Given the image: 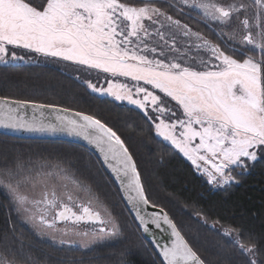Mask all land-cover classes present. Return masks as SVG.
Masks as SVG:
<instances>
[{"label":"snow or ice","instance_id":"6c2138e0","mask_svg":"<svg viewBox=\"0 0 264 264\" xmlns=\"http://www.w3.org/2000/svg\"><path fill=\"white\" fill-rule=\"evenodd\" d=\"M182 5L201 10L223 26L235 23L232 35L246 33L242 45L251 46L259 57L235 48L228 54L221 44H213L154 0L137 4L127 0H0V62L24 59L15 49H25L78 65V71L88 77L102 73L106 87L91 79L81 82L91 92L150 111L155 119L148 118L156 133L187 157L210 185L223 187L238 182L232 175L234 169L246 170L249 162L260 158L258 153L264 154V0H182ZM193 49L195 57L190 55ZM29 105L40 113L31 120L19 112ZM44 109L56 113L55 123L45 122ZM70 112L52 104L4 97L0 98V127L67 131L95 145L147 231L149 221L140 215L139 206L147 204L148 197L124 140L95 116ZM37 185L39 198L28 192ZM0 187L9 193L17 215L41 233L56 231L59 222L85 221L101 225V233H119L118 223L99 198L61 163L34 165L17 157L11 167L0 169ZM161 220L174 236L170 245L161 247L166 264H206L167 213L151 217L157 228ZM224 234L248 256V264H264L258 259V244L243 243L239 229L228 227ZM0 264L37 261L5 246L0 250Z\"/></svg>","mask_w":264,"mask_h":264},{"label":"trees","instance_id":"16d2710c","mask_svg":"<svg viewBox=\"0 0 264 264\" xmlns=\"http://www.w3.org/2000/svg\"><path fill=\"white\" fill-rule=\"evenodd\" d=\"M0 96L78 110L112 127L133 155L150 202L172 216L206 264H248V256L225 236L228 227L243 233V243H257L261 249L258 259L264 260V154L249 162L246 170H233L238 182L213 187L156 133L153 120L144 112L91 92L58 66L0 64ZM17 157L34 165L61 163L70 168L118 217L121 235L114 242L89 249L43 241L17 215L11 197L0 188V250L7 246L31 256L37 264H164L144 238L114 180L89 149L68 141L22 139L0 133V169L11 167Z\"/></svg>","mask_w":264,"mask_h":264},{"label":"rangeland","instance_id":"374dc122","mask_svg":"<svg viewBox=\"0 0 264 264\" xmlns=\"http://www.w3.org/2000/svg\"><path fill=\"white\" fill-rule=\"evenodd\" d=\"M127 2L137 4V3H140L141 0H136V1L127 0ZM154 2L157 4V6L161 7L162 9L167 10L169 12V14L173 15L174 18L181 19L182 23H187L194 30L199 31L206 39L211 41L213 44H221V47L224 48L225 50H227L228 54H230V55L233 54L231 49L235 48L239 52H245L246 55H254V56L259 57L260 53L258 51H253L251 49V46L242 45L241 38H242V35H244L246 33L237 31L235 36L232 35L233 29L236 27L235 23H233L229 26H223L219 22L213 21L209 17L205 16L201 12V10H199V9H195V8H191V7H183L182 0H154ZM226 2H228V0H226ZM180 9H184L186 12H189L192 15H189L190 17H188L187 15H184L185 13L183 14L181 11H179ZM251 14H252V11L250 10L249 15H251ZM243 18H244V16L241 15L240 19H243ZM145 23L147 24L148 22L145 21ZM210 28H211V30H210ZM222 40L225 43H222ZM181 43H183V41H181ZM15 51L17 52V55L23 56L24 59L12 60L9 63H45V64H49V65H55V66L62 68L65 71L71 73L75 77L80 76L81 79H79V80H81V81H82V79L83 80L91 79L92 82L98 83L99 85H103L106 87V84H104V75L102 73L99 75H97L96 73H93V75L91 77H88L85 73L78 71L80 66L73 65L70 62L62 61V60H59L57 58L45 57V56L40 55V54H34V53H31L29 50H25V49H15ZM190 55L195 57L197 55V51L195 49H193L190 52ZM200 55L201 56L204 55V50H200ZM9 63H7V64H9ZM0 64H5V63L0 62ZM121 82H124V81L122 80ZM157 94H159V93H157ZM107 97H111V96H107ZM111 98H113V97H111ZM119 102L138 108L136 105L129 104L127 101H119ZM172 104H174V102H172ZM169 106H171V105H169ZM141 111L144 112V114L147 116L152 115L153 119H155L154 114H152L150 111H149V113H145L144 110H141ZM166 142H168V141H166ZM196 142L198 143V140ZM168 143L170 144V142H168ZM258 155L260 156L259 153H258ZM185 158L188 161H190L187 157H185ZM49 164H51V163H49ZM43 170L47 171V169H43ZM198 172L200 174L204 175L202 172H200V171H198ZM74 175H75V178L77 180H79L84 185L88 186V188H90L91 192L99 198L100 203L103 205L104 208H106L111 213V215L114 217V219L116 220V222L119 225L118 217H116L114 215L112 210L105 203L104 199H102L100 197V195L97 193V191L90 184H88L86 181H84L80 176L76 175L75 173H74ZM204 177L206 178V176H204ZM0 188L3 189L6 194L9 195V193L4 188H2V187H0ZM40 191H41V187L39 185H37V187L35 189H31V188L28 189L29 195L30 196H36L37 198H39ZM58 191H59V189H58ZM81 196H83V194H81ZM20 218L30 228V230H32L37 236H39L41 239H43V241L50 242L51 244H54V245H63V246L75 245L78 247H82L83 249H89V248L97 247L100 245H104L106 243L114 242V241L118 240L120 235H121L120 225H119V233L117 235H110L107 232L101 233L98 231L99 228H91V227L79 228V227L71 226L68 224L67 225L66 224H60V225L57 224V230L56 231L53 232L51 230L45 229V231L43 233H41V232L37 231L35 228H33L32 224L30 222L26 221L22 217H20ZM66 228L69 230L65 231ZM53 235L55 236V239L52 238ZM61 240L72 241V242L71 243H61L60 242Z\"/></svg>","mask_w":264,"mask_h":264},{"label":"water","instance_id":"95a60500","mask_svg":"<svg viewBox=\"0 0 264 264\" xmlns=\"http://www.w3.org/2000/svg\"><path fill=\"white\" fill-rule=\"evenodd\" d=\"M0 98H4V97L0 96ZM8 99L9 100H19V99H13V98H8ZM36 103L45 104V103H39V102H36ZM45 105H48V104H45ZM56 106L58 108H66L63 106H58V105H56ZM67 109H70V108H67ZM70 110H71V112L69 113V115H71V113H73V112H81V111L73 110V109H70ZM19 112L21 115H23L28 120H31L33 115H36V116L40 115L39 111L32 109L30 105L28 107L20 108ZM85 114H87V113H85ZM44 119H45V122L51 121V122L55 123L56 122V113H53L51 111V109H44ZM0 133L7 135V136H11V137H15V138H22V139L68 141V142H73L75 144L82 145L85 148L89 149L100 160V162L102 163V165L104 166L106 171L109 173L111 178L114 180L116 186L118 187V189H119V191L123 197V200L125 202L126 207L128 208L131 215L133 216V218L135 219V221L137 222V224L141 228L144 238L156 249L159 257L162 260V262L164 264H166V262L163 261V257L161 255V247H163L164 245H170L172 240L174 239V236L172 235L171 228L167 224H165L163 222V220H161L160 227L157 228L155 224L151 223V217L153 216L154 213H157V212H160L161 215H163V213H167L168 217L174 223H175V221L173 220L172 216L164 208L153 204L148 199L149 202L147 204H141L139 206L140 215L149 221L148 230L145 231L143 226L141 225L140 221L137 219L136 207H134L133 204L130 203L128 201V199L126 198L127 193L122 190V188L120 186V182L116 178V174L111 170L109 165L107 163H105L103 154L99 151V149L96 148L95 145L90 144L87 140H85L80 135L69 134L67 131H60V130H57L55 132H52V131L36 132V131H28L25 129L0 127ZM59 223H63V222H59ZM181 234H182V232H181Z\"/></svg>","mask_w":264,"mask_h":264},{"label":"flooded vegetation","instance_id":"af4514ba","mask_svg":"<svg viewBox=\"0 0 264 264\" xmlns=\"http://www.w3.org/2000/svg\"><path fill=\"white\" fill-rule=\"evenodd\" d=\"M179 11H181V9ZM182 13L183 14L185 13L184 15H187L188 17H190L189 15H192L189 12H186L184 9H182ZM60 224H65V223H58V225H60ZM68 225L79 227V228H82V227H85V228H89V227H91V228H99V227H101V225H99L98 223L87 222V221L80 222L79 224H75V225L69 222Z\"/></svg>","mask_w":264,"mask_h":264}]
</instances>
